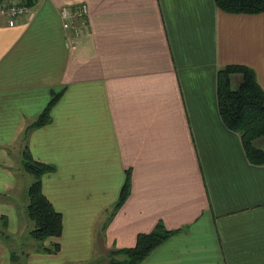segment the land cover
Instances as JSON below:
<instances>
[{
	"label": "crops",
	"instance_id": "obj_1",
	"mask_svg": "<svg viewBox=\"0 0 264 264\" xmlns=\"http://www.w3.org/2000/svg\"><path fill=\"white\" fill-rule=\"evenodd\" d=\"M30 3L13 26L0 17V219L9 242L0 237V264L23 252L26 215L5 194L15 189L19 136L60 91L27 141L35 160L54 166L41 187L63 228L43 245L60 250L33 242L22 264H108L109 252L160 225L172 233L140 264H264V163L248 160L216 104V72L228 64L250 67L264 90V12L224 13L213 0ZM79 3L85 25L68 46L59 8ZM231 78L235 89L241 78ZM126 177L128 197L116 205Z\"/></svg>",
	"mask_w": 264,
	"mask_h": 264
},
{
	"label": "trees",
	"instance_id": "obj_2",
	"mask_svg": "<svg viewBox=\"0 0 264 264\" xmlns=\"http://www.w3.org/2000/svg\"><path fill=\"white\" fill-rule=\"evenodd\" d=\"M31 0H21L30 4ZM218 9L229 14H257L264 12V0H213ZM238 75L241 82L235 89L231 86V76ZM216 104L218 113L226 128L235 131L242 144L243 152L252 164L264 163V90L261 89L254 70L244 64H228L216 72ZM60 92L51 95L50 101L42 112L28 122L19 136L21 146L20 167L29 176L30 182L25 190L24 212L29 225V235L39 241V249L45 253H57L58 243L44 246L47 238H59L62 232V214L54 209L52 203L45 197L41 179L47 172L54 170L49 163L35 160L27 148L30 131L43 127L50 120V109L59 99ZM116 205H120L128 197L129 183L125 178ZM4 217L1 216L4 227ZM0 231V234H3ZM172 232L161 225L147 233H139L133 247L112 250L107 255L108 264H140L148 253L160 245ZM11 251V250H10ZM121 256L122 259L117 258ZM10 261L20 264L17 253L11 251Z\"/></svg>",
	"mask_w": 264,
	"mask_h": 264
},
{
	"label": "built area",
	"instance_id": "obj_3",
	"mask_svg": "<svg viewBox=\"0 0 264 264\" xmlns=\"http://www.w3.org/2000/svg\"><path fill=\"white\" fill-rule=\"evenodd\" d=\"M30 4L19 2V0L0 1V17L6 20L7 25L13 26L19 18L30 15ZM87 13V6L83 3L75 4L72 7L63 5L59 8L62 29L68 46L73 45L76 37H79L81 28L85 25L83 19ZM76 19L80 20L81 24L75 22Z\"/></svg>",
	"mask_w": 264,
	"mask_h": 264
},
{
	"label": "rangeland",
	"instance_id": "obj_4",
	"mask_svg": "<svg viewBox=\"0 0 264 264\" xmlns=\"http://www.w3.org/2000/svg\"><path fill=\"white\" fill-rule=\"evenodd\" d=\"M75 22H80V20H78V19H76L75 20ZM20 152H21V150H20ZM16 159L17 158H15V163H16V165L15 166H13L12 168H10V171H11V174L14 176V178H13V180H14V184H12V186L15 188V189H12L10 192H8V193H5V194H7V197H8V195H9V193L10 194H12V197L14 198V202H13V205L15 204V209L16 210H18V204H17V202H21V205H22V207H23V210H24V205H25V202H26V200H25V190H26V186L29 184V182H30V179H29V176L28 175H26L22 170H21V167H20V162H17L16 161ZM9 170V169H8ZM22 187H24V190H23V192L22 193H20V189L22 188ZM17 197H19V199H15V198H17ZM9 198V197H8ZM7 198V199H8ZM25 215H26V213H25ZM7 219V218H6ZM6 219H4V227L2 226L3 224V222H2V220H0V231H4V233L3 234H1V238H2V240H3V242L4 243H6L7 245H9V242H8V238H5V237H2L4 234H6V226H5V224H6ZM25 222H26V231H25V234L23 235V237H22V242H21V244H20V246H21V250L23 251L22 252V254H21V256H20V264H22L21 262H22V259H23V263H25L24 261V259H26L27 260V253L28 252H31V251H34L33 250V248H32V245H33V242L34 243H37V244H39L40 242L39 241H37V240H33V238L29 235V233H28V231H29V225H28V222H27V218L25 219ZM22 223V222H21ZM46 241V240H45ZM44 241V242H45ZM11 244V243H10ZM16 245V244H15ZM12 246H14V245H12ZM17 247V246H16ZM110 253V252H109ZM51 254H53V253H51ZM56 254V253H55ZM108 255V254H107ZM117 258H119V259H122V257L121 256H118ZM52 258H50L49 260H48V263L47 264H52ZM9 263L10 264H13V263H11V261H10V259H9Z\"/></svg>",
	"mask_w": 264,
	"mask_h": 264
}]
</instances>
